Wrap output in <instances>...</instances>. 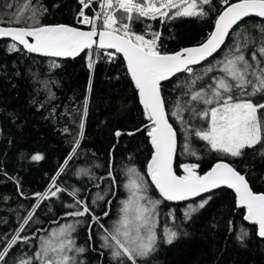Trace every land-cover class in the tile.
<instances>
[{"label":"trees","instance_id":"obj_1","mask_svg":"<svg viewBox=\"0 0 264 264\" xmlns=\"http://www.w3.org/2000/svg\"><path fill=\"white\" fill-rule=\"evenodd\" d=\"M235 1L229 0V3ZM224 6L223 0H211L204 6L207 16H181L163 23L159 19L139 18L131 22V27L138 34H146L149 33L146 26L150 24V31L160 32L161 52L173 53L203 42ZM32 7L37 9L40 24L91 29V25L77 22L78 0H0V25H30L31 20L22 19L18 23L15 16L30 15ZM97 10L95 2L87 14L92 16ZM117 17L126 20L122 12H117ZM262 27L264 20L257 17L244 18L233 26L219 51L193 67L197 75H203L204 69L214 66L213 72L197 82L196 90L212 84V77L222 75L217 61L225 57L237 40L243 43L244 36L248 37L245 55L254 63L251 53L264 43ZM146 37L151 38L150 34ZM11 42L0 40V237L10 239L15 234L22 222L20 218L26 216L36 203L34 194L48 189L51 177L68 157L77 139L80 145L57 181L58 186L67 191L40 204L33 220L21 233V236L31 237L30 241L27 244L19 242L5 258L6 264L33 255L40 236L52 226L69 221L71 217H65V213L74 209L65 206L74 203V198L68 194L73 189H79V198L88 203L95 215L102 217L100 223L104 211L115 214L120 197L113 198L112 194L124 192L130 167H135L144 176L152 195L162 201L157 210L158 216L165 218L162 229L170 227L180 233L171 244L164 242L160 235L155 264H264V238L258 237L255 226L244 220V210L236 206L230 189L220 188L181 204L164 200L156 191L146 174V165L153 152L145 128L149 121L120 55L109 57L110 51L92 49V59L96 61L90 69L89 50L73 59H58L30 54L19 45L18 51L10 52L8 44ZM257 57L264 62L258 51ZM192 78V74L182 72L161 84L168 119L177 133L174 171L183 175L181 165L197 164V171L202 175L216 161L224 160L246 177L254 192H264V145L245 148L241 156L231 157L212 150L207 142L191 135L189 142L197 155L184 150L185 128L206 127L204 121L194 118L187 109L183 114L186 124L172 116L177 102L184 104L189 99L186 85ZM262 96L264 94L257 93L252 97L253 102L264 103ZM195 107L202 110L204 105ZM81 123L84 125L82 136ZM117 131L122 133L120 137L115 135ZM36 154L42 159L33 160L32 156ZM109 171L115 182L108 177ZM98 192L104 194L105 199L93 205L91 201ZM203 200L208 201L204 207L185 218L188 205L197 206ZM73 219L84 221L83 228L87 229L91 217L86 214L71 218V221ZM96 226L100 228L94 223V228ZM241 227L248 232L243 241L237 239ZM84 241L83 247H87V241ZM2 246L0 244V248ZM87 250L93 258L106 259L101 250L94 247Z\"/></svg>","mask_w":264,"mask_h":264},{"label":"snow or ice","instance_id":"obj_2","mask_svg":"<svg viewBox=\"0 0 264 264\" xmlns=\"http://www.w3.org/2000/svg\"><path fill=\"white\" fill-rule=\"evenodd\" d=\"M79 3L82 5L79 16L83 18L80 23L91 25L89 31L64 24H40L37 19V9L32 7L30 15L15 16L18 23L22 19L31 20L30 25L0 26V38L11 39L12 42L8 44L10 52L18 51V45H22L30 53H42L53 57H75L89 50L90 69L94 66L91 53L94 45L99 49L115 50L108 52L109 57L121 53L138 90L145 117L149 121L145 128L153 152L147 164V175L160 196L167 201H184L220 186H227L235 190L237 205L246 209L244 220L257 225L258 236L264 238V192H254L246 177L231 164L220 160L203 175L197 171L199 165L183 164L181 167L184 174H176L173 160L177 148V133L169 123L165 100L161 95L163 81L177 73L192 74L193 78L186 85L189 90L186 95H189V99L184 104L178 101L176 110L172 112V116L181 124H186L183 118L186 109L190 110L194 118L206 123V127L185 128L184 150L190 155H197L189 142L191 135L207 142L212 150L231 157L241 156L245 148L264 145V103H254L252 99L257 93L264 94V62L257 57V51L260 57H264V43H261L257 51L251 53V61L254 62L252 63L245 55L248 37H243V43L237 40L225 57L217 61L222 75L212 77V84L207 87L202 86L198 90H196L197 82L213 72L214 66L210 65L204 69L203 75H197L192 67L220 49L233 26L238 25L244 18L250 15L264 18V0H236L235 3L223 0L225 7L216 18L214 30L207 40L197 47L183 48L173 53L160 51L158 44L160 32L150 31V24L146 26L149 30L146 34L151 36L148 39L146 34L133 31L131 22L134 19L149 18L159 19L163 23L165 20L181 16H207L204 6L210 4L211 0H100V11L92 16L86 15L84 9L90 8L93 0H79ZM117 12H122L127 22L118 19ZM260 31L264 33V27ZM237 35L241 34L237 33ZM261 98L264 99V96ZM198 104H203L204 108L200 110L195 107ZM86 111L87 101H85V115ZM80 127L82 136L83 123ZM132 134L128 133V135ZM115 135L120 137L122 133L117 131ZM79 145L80 140L77 139L68 157L51 177L48 189L43 193L34 194L36 203L26 216L20 218L22 222L15 229V234L10 239L0 237V244L3 245L0 248V262L6 264L5 258L19 242L27 244L30 241L31 237L21 236V233L33 220L40 204L50 197H57L59 193L67 191L58 186L57 181L65 172L69 161L77 154ZM32 159L38 161L42 156L36 154ZM127 172L129 179L124 187L128 190L129 196L121 201L119 218L113 222L111 228H105L100 224L102 217L95 215L88 203L79 198V189L68 192L74 198V203L65 207L74 210L66 212L65 217L79 218L86 214L90 215L91 221L100 224L103 230L102 247L111 250L112 258L117 264H129V262L138 264L141 258H147L156 250L157 210L162 201L146 195L147 182L135 167L128 168ZM108 177L115 182L111 171ZM104 199L105 195L98 192L91 203L95 205L97 201ZM207 202L203 200L197 206L189 204L184 213L185 218H190L192 213L198 208H203ZM107 203L111 204V201ZM108 215V211L103 212V217ZM80 223L79 219H73L53 228L47 236H40L34 254L22 256L18 262L14 261V264H83V261L77 260L76 254H82L86 249L77 246L73 236ZM89 228V239H91V225ZM163 234L165 241L171 244L180 233L173 228L165 227ZM247 236V230L241 227L237 239L243 241Z\"/></svg>","mask_w":264,"mask_h":264},{"label":"rangeland","instance_id":"obj_3","mask_svg":"<svg viewBox=\"0 0 264 264\" xmlns=\"http://www.w3.org/2000/svg\"><path fill=\"white\" fill-rule=\"evenodd\" d=\"M124 196L123 198L118 202L119 204V207L117 209H115L116 213L115 214H109L107 217H104L103 218V221L100 223V224H103L105 228H111L112 225H113V222L116 221L118 218H119V215H120V208H121V201L125 200L128 198L129 196V192L128 190L124 187ZM146 195L149 197V198H152V199H157L154 197V195H152V193L150 192V188L147 184V193ZM158 212V211H157ZM171 215V214H170ZM66 222H71V218L60 224H63V223H66ZM162 222V223H161ZM164 222H165V218L164 216H162L161 218L159 216H157V225H156V231H157V235H158V240H160V235L161 237H164V234L162 232V225H164ZM169 222H171L173 224V221L170 219ZM84 221L82 223H80L79 225H77L76 227V231L75 233L73 234L75 240H76V244L77 246H83L84 243H86L84 241V238H85V233H84ZM60 224H57L55 226H52L50 228V230L47 232V233H44L43 236H47L51 230L53 228H57ZM99 224V226H100ZM94 226V225H93ZM96 230L94 232L95 234V240H94V243L97 245L98 248L102 249L103 251H105L104 253L106 254V260H102L101 257H95L93 258L91 254H88L87 253V247H85L86 251L82 254H76L77 256V260L78 261H83V264H117V261L114 260L112 258V255H111V250L108 249V248H105V247H102V244H103V241L101 240V235L103 233V230L100 228H98L97 226L95 227ZM164 242H165V239H164ZM157 258V255H156V251H154L150 256H148L147 258H141L139 261H138V264H155L156 263V259Z\"/></svg>","mask_w":264,"mask_h":264},{"label":"water","instance_id":"obj_4","mask_svg":"<svg viewBox=\"0 0 264 264\" xmlns=\"http://www.w3.org/2000/svg\"><path fill=\"white\" fill-rule=\"evenodd\" d=\"M236 2V1H235ZM235 2H232V3H235ZM225 7V6H224ZM224 7L221 9V11H223V9H224ZM220 11V12H221ZM220 14V13H219ZM218 17V16H217ZM249 17H257V18H260V17H258V16H255V15H250ZM247 18V17H246ZM260 19H262V20H264V18H260ZM77 21H79V18L77 19ZM0 26H4V25H0ZM68 26H71V25H68ZM214 26H215V24H214ZM4 27H8V26H4ZM12 27H18V26H12ZM71 27H75V26H71ZM76 28H79V27H76ZM79 29H81L82 31H89L90 29H83V28H79ZM214 30V27H213V29H212V31ZM211 31V32H212ZM208 38V37H207ZM207 38L204 40V41H206L207 40ZM3 39H5V40H11L10 38H0V40H3ZM97 40H98V37L96 38ZM29 40H30V42H31V38H29ZM203 41V42H204ZM203 42H201V43H203ZM201 43H199V44H196V45H190V46H186V47H183V48H192V47H197V46H199ZM19 46H21L22 48H23V46L22 45H19ZM93 48H97V49H99L96 45H94L93 46ZM183 48H180L179 50H177V51H180L181 49H183ZM24 49V48H23ZM26 52H28L26 49H24ZM101 50H105V51H110V52H115V50H113V49H101ZM177 51H175V52H177ZM219 51V49L215 52V53H213V55L212 56H214L217 52ZM84 52V51H83ZM83 52H81L78 56H80ZM28 53H30V52H28ZM30 54H33V55H38V56H42V57H50V58H58V59H73V58H76V57H78V56H75V57H71V56H68V57H53V56H48V55H44V54H42V53H30ZM117 55H120L121 57H122V59L124 60V62H125V64H126V61H125V59H124V57H123V55L121 54V53H116ZM212 56H209V57H207V59L206 60H204V61H202L200 64H202L203 62H205V61H207L208 59H210ZM200 64H198V65H200ZM198 65H194V66H192V67H195V66H198ZM126 67H127V64H126ZM177 74H180V73H177ZM176 74V75H177ZM130 75V74H129ZM176 75H174V76H176ZM173 76V77H174ZM131 77V76H130ZM173 77H170L168 80H166V81H163L162 83H164V82H167V81H169L170 79H172ZM134 83V82H133ZM170 123V122H169ZM152 146V145H151ZM153 149V148H152ZM177 149V148H176ZM150 159H151V157H150ZM149 159V160H150ZM174 161H175V157H174V160H173V168H174ZM220 160H218V161H216L214 164H216L217 162H219ZM226 162V161H225ZM226 163H228V162H226ZM148 164V163H147ZM213 164V165H214ZM212 165V166H213ZM212 166L207 170V171H209L211 168H212ZM206 171V172H207ZM205 173V172H204ZM203 173V174H204ZM146 174H147V165H146ZM202 174V175H203ZM147 177H148V179L151 181V178L147 175ZM153 186L155 187V185L153 184ZM220 188H227V189H230L232 192H233V194H234V198H235V204H236V206L238 207V208H242L243 210H244V215H243V217L246 215V209L245 208H243V207H241V206H238L237 205V203H236V193H235V190L234 189H231V188H229V187H227V186H220V187H218V188H216V189H212V190H210L209 192H207V193H202L200 196H198V197H190L189 199H187V200H184V201H168V202H170V203H175V204H181V203H186V202H189V201H192V200H195V199H198V198H200V197H203V196H205V195H208L209 193H211V192H213V191H215V190H218V189H220ZM156 189V188H155ZM156 191L159 193V191L156 189ZM259 193V192H258ZM160 194V193H159ZM165 200V199H164ZM167 201V200H166ZM249 222V221H248ZM249 223H251V222H249ZM251 224H253V223H251ZM254 226H255V229H256V234H257V232H258V226L257 225H255V224H253ZM257 236H258V234H257ZM259 237V236H258ZM261 238V237H260Z\"/></svg>","mask_w":264,"mask_h":264},{"label":"flooded vegetation","instance_id":"obj_5","mask_svg":"<svg viewBox=\"0 0 264 264\" xmlns=\"http://www.w3.org/2000/svg\"><path fill=\"white\" fill-rule=\"evenodd\" d=\"M121 191L119 193H113L112 197L114 198V197L117 196V199H118V197H120V199H119V201H120L123 198V196L125 195L124 192H121ZM89 225H91V239H89V232H90ZM93 225H94V223L91 220H88L87 229H84V233L86 234L84 239L87 241V244H88L87 247H88V249H91V248L94 247V249L101 250L102 254H104L105 251H103L102 249L98 248L97 245L94 243V240H95L94 232H95L96 229L94 228ZM106 259H108V258H106Z\"/></svg>","mask_w":264,"mask_h":264},{"label":"built area","instance_id":"obj_6","mask_svg":"<svg viewBox=\"0 0 264 264\" xmlns=\"http://www.w3.org/2000/svg\"><path fill=\"white\" fill-rule=\"evenodd\" d=\"M96 2V4H97V8H98V10H97V12H99L100 11V0H93V4ZM78 3H79V0H78ZM92 4V5H93ZM81 7H82V5L79 3V8H78V11H77V19L79 18V24H82V23H80V21L83 19L82 17H80L79 16V12H80V9H81ZM89 9V8H88ZM88 9H84V11H85V14L87 15V11H88ZM118 18V17H117ZM119 19V18H118ZM149 19V18H148ZM160 21V20H159ZM122 22H127L126 20H123ZM161 22V21H160ZM82 25H85V24H82ZM86 26V25H85ZM146 38H148V39H150L149 37H146ZM158 44H159V41H158ZM159 49H160V51H161V47H160V44H159ZM96 50V49H95ZM94 50V51H95ZM113 57V56H112ZM93 61L95 62L96 60H95V58H93Z\"/></svg>","mask_w":264,"mask_h":264},{"label":"bare ground","instance_id":"obj_7","mask_svg":"<svg viewBox=\"0 0 264 264\" xmlns=\"http://www.w3.org/2000/svg\"><path fill=\"white\" fill-rule=\"evenodd\" d=\"M88 15V14H87ZM78 23H79V21H77ZM82 25V24H81ZM94 50L96 49L97 50V48H93Z\"/></svg>","mask_w":264,"mask_h":264}]
</instances>
